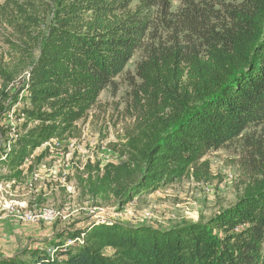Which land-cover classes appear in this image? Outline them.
<instances>
[{
    "label": "trees",
    "instance_id": "1",
    "mask_svg": "<svg viewBox=\"0 0 264 264\" xmlns=\"http://www.w3.org/2000/svg\"><path fill=\"white\" fill-rule=\"evenodd\" d=\"M32 1L11 0L15 10H1L26 45L41 24L26 10ZM48 5L47 29L31 42L37 54L16 92L23 106L0 104L7 179H21L47 143L70 140L135 58L137 126L121 151L126 160L88 164L79 178L84 192L123 207L190 177L208 180L207 157L231 145L248 165L259 162L236 203L208 220L168 228L94 222L46 248L0 255V264H264V138L254 131L264 126V0ZM14 71L1 75L10 82ZM12 112L16 128L4 124Z\"/></svg>",
    "mask_w": 264,
    "mask_h": 264
},
{
    "label": "rangeland",
    "instance_id": "2",
    "mask_svg": "<svg viewBox=\"0 0 264 264\" xmlns=\"http://www.w3.org/2000/svg\"><path fill=\"white\" fill-rule=\"evenodd\" d=\"M10 1L0 0V96L3 93L5 97L8 96V100H0V104H15L14 108H17L23 106V95L18 96L17 89L24 84L31 58L37 54L31 42L47 29L50 20L48 4L51 0H33L31 5L34 8L26 7L27 12L32 15L35 13L41 22L31 33L28 45L23 44L17 29L6 20L9 14H1L2 6L5 5H8L9 10H15L13 4H8ZM136 62L137 58L128 65L126 74L118 78L115 86L101 94L98 104L77 125L70 139L83 142L82 150L71 154L64 152L62 156L54 148L50 151L47 146L43 147L35 153V158L26 163L24 176L16 181L7 179L9 172L0 169V255L46 248L56 238L66 237L69 233L102 220V217L126 225L146 224L166 228L184 222L208 220L242 196L249 175L257 171L259 161L257 159L248 165L249 158L236 145L207 157L211 165V177L208 180L198 181L190 177L154 194L135 197L123 207H119L116 200H95L83 191L79 178L88 164H99L104 168L108 164L120 165L126 160L121 151H126L125 144L134 135L137 126L134 82L139 81L135 72ZM15 68L14 78L7 82L1 70L14 71ZM4 124L16 128L18 120L13 112L7 114ZM254 131L256 136L264 138V126ZM42 153L46 154L45 157L36 164L34 159ZM31 164L33 168L29 171ZM51 169L60 171L58 177L48 176ZM34 172L42 177L34 185L35 189L30 187ZM64 173L67 174L66 185L59 181ZM8 203H25L28 210L34 212L52 207L62 211L64 217L53 223H23L4 209ZM95 208L99 210L96 213L100 219L91 213ZM6 223L15 226L9 229Z\"/></svg>",
    "mask_w": 264,
    "mask_h": 264
},
{
    "label": "built area",
    "instance_id": "3",
    "mask_svg": "<svg viewBox=\"0 0 264 264\" xmlns=\"http://www.w3.org/2000/svg\"><path fill=\"white\" fill-rule=\"evenodd\" d=\"M46 146L50 149V151L52 150V148L56 149L58 152H61V155L63 156L64 152L71 154L75 151L82 150L84 147V143L77 142V140L70 139L66 141H53L51 143H47L44 147ZM59 173H60L59 170L51 169L48 176L54 175V177L56 176L58 177ZM41 179H42L41 175L37 172L36 173L34 172L32 179H31L30 187L31 188L34 187V185L39 183ZM59 181L60 183H62V185H66L68 181L67 174L64 173L59 178ZM70 189L71 188H69V190ZM208 192H210V190H208ZM4 209H6L8 214L16 218L18 221H21L23 223H28V224H37L40 222L53 223L57 221L58 219L64 217V214L62 211H59L52 207L44 208L39 212L28 210L25 203H8L4 205ZM96 211H99V210L95 208L94 210H91V213L95 215L96 219H100L99 216H97ZM107 221H109L107 218L102 217V220H99L98 222L104 223ZM71 244H72V241L71 240L68 241V245H71Z\"/></svg>",
    "mask_w": 264,
    "mask_h": 264
},
{
    "label": "crops",
    "instance_id": "4",
    "mask_svg": "<svg viewBox=\"0 0 264 264\" xmlns=\"http://www.w3.org/2000/svg\"><path fill=\"white\" fill-rule=\"evenodd\" d=\"M34 189H35V186H34ZM34 189H33V190H34ZM6 224H7V226L9 225V226H8L9 229H12L13 226H15V225H12V224H10V223H6ZM15 254H16V253H15ZM4 255H6V256H12L13 254H7V253H5Z\"/></svg>",
    "mask_w": 264,
    "mask_h": 264
}]
</instances>
